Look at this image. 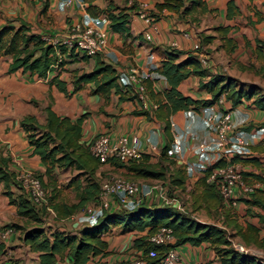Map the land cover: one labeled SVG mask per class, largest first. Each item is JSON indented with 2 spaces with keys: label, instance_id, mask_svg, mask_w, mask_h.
I'll return each instance as SVG.
<instances>
[{
  "label": "crops",
  "instance_id": "crops-1",
  "mask_svg": "<svg viewBox=\"0 0 264 264\" xmlns=\"http://www.w3.org/2000/svg\"><path fill=\"white\" fill-rule=\"evenodd\" d=\"M60 1L0 0V27L8 23L17 25V20L21 19L30 24L32 32L59 39L67 32L70 22L86 12L85 5H88V10L95 14H106L108 3L119 7L134 6L126 9L129 13L128 33L113 31L107 24L105 28L108 55L97 53L87 56L85 59L65 63L59 77L66 81H69L68 70L77 68L79 71H89L97 61H102L109 63L116 73L127 67H135L139 73L150 78L152 90L161 93L166 87V81L153 67L158 65L159 61L164 58L165 52L172 48L185 51L178 59L182 58L186 52L193 53L197 57V52L192 49V43L197 39L199 40V32L209 33L212 30L209 34H214L215 31L212 27L215 25L229 24L231 28L228 33L232 36L234 49L236 46L240 47V45L246 44L252 49V52L255 47V37H264V0H234L239 8V13L230 18L225 17L227 0H205L211 10L194 13L196 20L192 21L182 20L178 18L176 13L163 10L160 17L155 20V28L147 27L138 12L141 2H145L150 9L153 8L155 2L161 0H71V3L63 8L59 6ZM43 4H46L45 9L40 12ZM112 11L115 12V10ZM145 31L149 33V39L144 37ZM214 41H217L219 47L223 49L220 45L223 40L216 36L210 43L200 44L202 50ZM211 48H214V46H211ZM233 50L224 51L231 53ZM206 52L211 57L203 54L206 60L205 64L202 65L208 67L214 61L215 53H210L208 49H206ZM253 54L255 56L254 52ZM8 62L9 58H0V148L6 149L7 154L10 156V169L15 172L42 173L43 163L37 154L32 153V146L27 141L25 132L19 124V119L23 115H32L38 123L43 124L45 122L44 107L47 104L57 115L67 116L72 120L84 114L81 120V135L79 138L81 143L86 144L101 133H105L110 141L123 134L136 135L139 139L138 146L143 152L160 156L159 150L165 145L166 135L162 128V121L153 116L152 109L155 104L149 97L146 107H143L149 111L150 117H146L144 114L134 112L142 108L138 99L135 97L119 99L113 88L105 96L94 92L93 83L87 82L70 95H65L53 84L48 83V79L55 75L56 68L47 71L44 77H36L28 73H20L17 70L7 72ZM262 80L264 81L263 78ZM178 90L183 95L192 98L204 99L209 97V93L198 86V77L194 75L184 78L178 84ZM249 102V100L243 99L240 103L231 107L230 101L224 98L219 106L223 109H229L232 123L235 126L247 127L261 123L264 120V110L254 107ZM198 111L199 109L193 111V116L185 115L184 111H176L172 114L177 125L188 133L187 148L185 150L186 158H192L193 156L189 146L196 138L192 126ZM150 136L157 141V147L154 150L148 148L147 138ZM250 148L251 153L248 155L236 156V158L232 156L218 162L221 165L229 162L236 164L241 169L243 182L247 185H252L257 181L256 176L258 174L264 175V137L258 141L254 140ZM113 167L114 165L110 162H98L97 167L90 175L83 168L75 167L73 164L55 167L51 179L44 175L41 176L43 181L47 183V189L51 190V203L57 205L58 211H63L64 204L70 205L79 200L80 194L88 186L89 178H94V180L100 182L98 178L102 170ZM259 183L258 188L264 191V182ZM1 190L2 185L0 183V227L4 224L24 221L25 218L16 214L15 206L8 203L7 196ZM10 190L12 192L17 191L12 184ZM234 190V203L221 200L217 208H214L221 209V221L224 222L219 226L228 232H234L233 221L242 225L246 221L259 225L257 216L254 214L258 212L264 216V211L256 205H246L248 209L246 211L245 204L240 198L245 197L247 192H242L241 188L239 189L237 186ZM261 191H259V194ZM93 201V199L86 200L81 207L71 214L63 216V218H55L52 211V221L56 222L57 226L47 225L46 228L53 229L56 227L70 232L77 231L80 226L86 224L80 222L86 220L78 218L81 217L79 209ZM108 201L109 206L106 210L119 209L117 204L119 202L115 197L110 196ZM153 206L158 207L159 205L153 204ZM194 218L201 222H209L208 219ZM18 229H13L9 238L0 242V264L36 263V253L30 251L28 246L23 243L22 233L20 235ZM144 232L145 230L121 232L118 225H108L102 232L101 237L107 242L108 249L111 252L106 255L92 256L85 264H129L131 258L134 257L133 255L140 252L131 247L132 238ZM258 234L264 238V228L260 227ZM233 238L236 240L234 241L235 245L245 246V252L248 249V253L264 260L263 248L251 244L244 245L238 236H233ZM20 245L25 250V257L21 254H19V257L15 255ZM172 247L179 257L188 264H219L217 256L208 241H202L198 244L181 243ZM67 262V258L64 257L60 264Z\"/></svg>",
  "mask_w": 264,
  "mask_h": 264
},
{
  "label": "trees",
  "instance_id": "trees-1",
  "mask_svg": "<svg viewBox=\"0 0 264 264\" xmlns=\"http://www.w3.org/2000/svg\"><path fill=\"white\" fill-rule=\"evenodd\" d=\"M225 5L226 18L239 13V8L234 0H227ZM45 6L46 4H43L40 12H43ZM131 7L134 6L119 7L108 3V11L105 15L111 30L128 33L129 13L126 9ZM88 8L89 6L85 5L84 9L87 13L98 15L90 12ZM163 10L176 13L178 18L182 20L192 21L196 20L194 13L210 11L211 9L208 8L205 0H161L155 2L153 8L149 9V15L155 21L160 17ZM17 21V25L8 23L0 27V58H9L7 72L17 70L20 73L44 77L47 71L56 68L55 75L48 79V83L53 84L65 95H70L80 89L83 84L91 82L94 85L93 91L105 96L113 88L119 99L135 97V94H129L128 91L122 90L118 86L115 69L109 63L102 61H97L89 71H79L77 68L68 70L69 81L60 78L59 74L64 69L65 63L85 59L88 55H79L74 46L66 47L63 43L52 44L45 40L44 35L32 32L30 24L26 21L21 19ZM212 28L215 31L214 34L199 32V43H210L214 37L219 36L223 40L220 44L223 49L233 50L235 45L232 36L228 33L231 25L219 24ZM254 43L253 52L255 56L264 62V37H255ZM184 52L182 49L176 48L166 51L164 58L154 68L166 81V87L161 93L152 90L150 78L143 79L147 96L155 104L152 109L153 116L163 123L162 128L166 135V142L159 150V159L164 163L166 161V163L162 164L158 160L150 161V154L145 152H142L138 159H129L125 162L113 157L107 158V162L123 167L135 178L167 179L170 185L177 187L185 185L187 177L184 174L182 164L166 155V148L171 140L169 116L174 112L187 109L198 110L201 106L214 103L221 94L230 101L231 107L244 99L249 100V103L254 107L264 110V93H260L256 87L249 85L245 89L237 85L233 77L222 73H208L206 67L193 53L186 52L182 58L178 59ZM260 73L264 79V67ZM189 75L198 77V86L209 93L208 98H192L183 95L178 90V84ZM204 77L206 78L203 79ZM48 96L50 95L48 94ZM44 111L45 122L43 124L38 123L32 115H23L19 119V124L25 132L27 141L32 146V153L37 154L43 163L42 173L35 175L45 189L44 201L38 205L33 203L19 181L16 180V172L9 168L11 160L6 149L0 148L1 192L7 196L8 203L15 206L16 214L24 217V222L30 224L22 231L21 238L28 249L36 253L35 264H60L64 257L68 260L65 264H85L92 256L110 253L107 242L101 237L102 232L110 224L118 225L121 232L145 230L143 234L132 238L131 247L142 252L151 247L156 249V256L147 258L146 263L159 260L167 247L181 243L198 244L202 241H208L219 264H264V260L248 252L240 251L232 244V237L238 236L244 245L251 244L264 249V238L258 234V229L264 228V216L258 212L254 215L257 216L259 225L249 221L242 225L233 221L234 232H228L215 223L201 222L181 213L170 205L155 207L144 202L133 209L117 208L112 211L105 209L94 224L82 225L75 232L56 227L53 229L44 227L43 219L49 209L54 212L55 218H63V216L69 215L81 207L86 200H95L99 189V182L94 178H89L90 180H87L88 186L80 194L76 203L64 204L63 211H58L57 205L51 203V190L47 189V183L43 181L41 175L51 179L55 167L73 164L92 175L98 160L90 150L92 140L86 144L79 142L81 120L84 114L72 120L67 116L57 115L49 104L44 107ZM134 112L150 117L149 111L143 107ZM261 123H264V120ZM250 127L243 128L249 129ZM218 162L219 160L208 165L198 176L197 181L200 190L196 196H193L194 201L197 202V207H200L203 202L206 207L217 208L222 200L215 185L205 180L212 167L219 165ZM256 180L264 182V175L258 174ZM11 184L16 187V193L10 190ZM259 191H261L260 188L253 187L245 197L240 198L245 204L246 211H248L246 205H256L264 211V191H261L262 194H259ZM5 226L12 227V229L20 228L16 223L4 224L1 227ZM160 226H167L171 229L174 238L173 243L155 245L147 242V235Z\"/></svg>",
  "mask_w": 264,
  "mask_h": 264
},
{
  "label": "built area",
  "instance_id": "built-area-1",
  "mask_svg": "<svg viewBox=\"0 0 264 264\" xmlns=\"http://www.w3.org/2000/svg\"><path fill=\"white\" fill-rule=\"evenodd\" d=\"M70 3L71 0H61L59 6L63 8ZM138 14L147 27L155 28V21L149 15V8L145 2L140 3ZM107 23L108 20L105 14L91 15L84 12L79 18L70 22L67 32L61 38L56 39L48 36L44 38L52 44L63 43L66 47L74 46L80 54L91 56L101 53L108 55L105 28ZM144 37L146 39L150 38L147 31L144 32ZM192 49L197 52L200 63L205 64L206 59L203 56L198 39L192 43ZM56 53L58 54V52ZM155 67L156 65L153 68ZM145 78L148 77L139 73L135 67H127L117 72L116 82L122 90L135 94V98L140 101L141 106L146 107L148 96L143 84ZM223 100L224 95L221 94L214 103L199 108L192 126L196 138L189 146L193 155L192 158L185 157L188 133L177 125L172 114L169 116V128L172 136L166 148V155L182 164L187 179L200 175L208 165L217 160L227 159L235 155L250 154L252 142L261 140L264 137V123H256L249 129L235 126L232 123L229 109H223L219 106ZM178 111H184L185 115L193 116L195 110ZM138 143L139 139L136 135L123 134L110 141L105 133H101L93 137L90 150L100 163L107 162L108 157L125 162L129 159H138L141 156L143 151L139 148ZM147 143L150 150L157 147L156 139L151 136L147 138ZM15 178L33 203L38 205L45 200V189L34 173L19 171L16 172ZM205 180L215 185L223 201L230 203L235 202L234 189L236 186L239 189L241 188L242 192H248L260 184L258 181H255L252 185L244 183L241 169L231 162L212 167ZM110 196L115 197L119 203L121 202L126 207L125 209H133L143 202L140 199V187L136 181L120 177L102 179L99 182L97 198L79 211L81 217L78 218L86 220L80 222L86 223L85 225L94 224L102 212L108 208ZM12 232V227H0V242L9 238ZM146 240L155 245H168L173 243L174 238L169 227L160 226L147 235ZM235 247L240 251L245 252L246 250L241 245H235ZM156 254V249L152 247L145 252L140 251L129 264H188L179 257L172 246L163 251L159 260L146 263L147 258L155 257Z\"/></svg>",
  "mask_w": 264,
  "mask_h": 264
},
{
  "label": "rangeland",
  "instance_id": "rangeland-1",
  "mask_svg": "<svg viewBox=\"0 0 264 264\" xmlns=\"http://www.w3.org/2000/svg\"><path fill=\"white\" fill-rule=\"evenodd\" d=\"M209 45L214 46V48H211ZM209 45L205 46L202 50V53L208 57L210 54L206 52V49H208L210 53H215L214 61H212L211 64L206 67L208 73H222L224 75L233 77L236 81V84L242 86L245 89L248 88L249 85H253L260 93H264V81L260 75V70L264 67V62L254 56L252 49L249 48L248 45L244 44L240 45V47L236 46V48L231 53L225 52L221 47H219L217 41H214ZM205 78L206 77L203 79ZM150 157L152 162L158 160L162 164L166 163V161L165 163L164 161H161L157 155L152 154ZM116 177L136 181L140 187V199H142L144 203L149 205L157 204L159 206L170 205L181 213L193 218L197 217L205 220L208 219L209 222L215 223L217 225L223 223L221 221L222 215L220 208L214 209L211 206L206 207L203 202L201 203L200 207H197V202L194 201L193 196H196L200 190L199 182L197 181L198 176L195 179H187L183 187H177L170 185L167 179L135 178L123 167L114 165L113 168L103 169L98 179L100 181L102 179ZM16 192L17 191H15V193ZM117 204L121 209L126 208L121 202ZM80 210L81 209H79V211ZM52 216L53 212L48 210V213L45 214L43 220V225L45 227H47V225L57 226L56 222L52 221ZM15 223L20 227L18 229L20 235L24 229L30 226V224H27L24 221ZM232 240V244L235 246L234 241L236 240L233 237ZM18 247L19 250H17L15 254L17 255L16 257H19V254L25 257L26 255L24 248L21 245ZM133 256L135 257L136 254ZM134 257L131 258L130 262H132ZM15 259L18 261L17 258Z\"/></svg>",
  "mask_w": 264,
  "mask_h": 264
}]
</instances>
